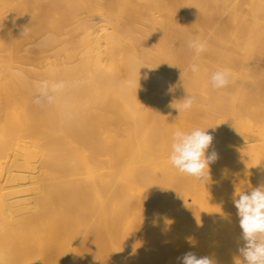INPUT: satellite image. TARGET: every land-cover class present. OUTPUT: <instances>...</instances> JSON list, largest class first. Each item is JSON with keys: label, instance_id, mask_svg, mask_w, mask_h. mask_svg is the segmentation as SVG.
Returning a JSON list of instances; mask_svg holds the SVG:
<instances>
[{"label": "bare ground", "instance_id": "1", "mask_svg": "<svg viewBox=\"0 0 264 264\" xmlns=\"http://www.w3.org/2000/svg\"><path fill=\"white\" fill-rule=\"evenodd\" d=\"M195 128L204 182L169 160ZM261 184L264 0H0V264H241Z\"/></svg>", "mask_w": 264, "mask_h": 264}, {"label": "clouds", "instance_id": "2", "mask_svg": "<svg viewBox=\"0 0 264 264\" xmlns=\"http://www.w3.org/2000/svg\"><path fill=\"white\" fill-rule=\"evenodd\" d=\"M188 43L198 54L206 50L205 42L190 39ZM189 67L193 73L200 70L196 63ZM230 77L231 73L227 69L215 71L210 78L211 87L214 90L227 87ZM61 87L54 84L52 90L57 91ZM41 92H46V89H41ZM194 102V96L186 95L182 99L181 108L188 110ZM36 103L39 104L40 100L37 99ZM177 109L180 111V108ZM208 129L195 128L190 132L177 129L172 133L170 144L169 160L172 166L178 172L202 182L210 177V165L219 158L217 151L212 148L214 137ZM233 203L243 241V246L238 249L243 257L241 264H264V184L236 193ZM178 260L180 264H215L210 256L197 257L192 252L183 254Z\"/></svg>", "mask_w": 264, "mask_h": 264}]
</instances>
